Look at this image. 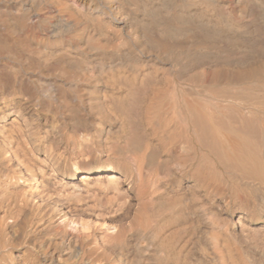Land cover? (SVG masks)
<instances>
[{"label": "bare ground", "instance_id": "6f19581e", "mask_svg": "<svg viewBox=\"0 0 264 264\" xmlns=\"http://www.w3.org/2000/svg\"><path fill=\"white\" fill-rule=\"evenodd\" d=\"M0 101V264H264V0H0Z\"/></svg>", "mask_w": 264, "mask_h": 264}, {"label": "rangeland", "instance_id": "374dc122", "mask_svg": "<svg viewBox=\"0 0 264 264\" xmlns=\"http://www.w3.org/2000/svg\"><path fill=\"white\" fill-rule=\"evenodd\" d=\"M0 103H1V101H0ZM228 212H232V211H228Z\"/></svg>", "mask_w": 264, "mask_h": 264}]
</instances>
